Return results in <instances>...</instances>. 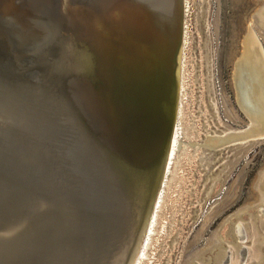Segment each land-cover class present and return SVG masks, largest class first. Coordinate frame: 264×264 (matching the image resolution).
Here are the masks:
<instances>
[{
  "label": "water",
  "instance_id": "95a60500",
  "mask_svg": "<svg viewBox=\"0 0 264 264\" xmlns=\"http://www.w3.org/2000/svg\"><path fill=\"white\" fill-rule=\"evenodd\" d=\"M50 1L53 38L26 33L17 54L23 39L2 25L20 28L39 3L0 0V264H134L171 150L183 0L168 30L146 0ZM139 20L169 41L157 48Z\"/></svg>",
  "mask_w": 264,
  "mask_h": 264
},
{
  "label": "rangeland",
  "instance_id": "374dc122",
  "mask_svg": "<svg viewBox=\"0 0 264 264\" xmlns=\"http://www.w3.org/2000/svg\"><path fill=\"white\" fill-rule=\"evenodd\" d=\"M186 5L184 137L145 264H206V255L218 244L223 249L219 264L227 250L230 264H240L243 246L248 250L243 264H264V216L259 212L264 209V141L252 142L249 149L239 143L250 140L205 147L208 139L243 132L254 120L238 102L234 76L250 28L264 46V0H186ZM209 153L216 154L211 169L199 160ZM236 226H244L245 244L235 237Z\"/></svg>",
  "mask_w": 264,
  "mask_h": 264
},
{
  "label": "bare ground",
  "instance_id": "6f19581e",
  "mask_svg": "<svg viewBox=\"0 0 264 264\" xmlns=\"http://www.w3.org/2000/svg\"><path fill=\"white\" fill-rule=\"evenodd\" d=\"M39 4H35L36 13H32L29 16L23 25L19 28L14 27L13 30L9 29L7 25H2L3 30L6 32L10 30L12 36L15 39L22 38L21 46L13 49L17 54H22L24 52V43L25 34H33L34 37L39 39V42H43L52 32H55L54 25L57 24L56 15L52 14V4L50 0H33ZM149 3L150 9L153 12V20L159 22L158 24L165 28V24L173 25L176 23V13L174 12V5L176 8V0H146ZM186 0H183V14L186 13ZM143 24V25H142ZM17 25V24H16ZM21 25V24H20ZM138 33L142 34V28H144V37L150 39V42L155 45L157 48L164 46L169 40H163L164 37L161 35H154L149 33L148 30H145V25L143 21H138L136 24ZM1 27V28H2ZM130 27V26H129ZM134 25H131L130 28H133ZM8 28V30L6 29ZM11 28V27H10ZM168 30L167 28H165ZM171 31V30H170ZM84 32V31H83ZM184 32H185V20L183 18V37H182V46L184 45ZM80 36H86L81 32H78ZM163 38L161 41L160 39ZM169 38V35H168ZM7 39H9L7 37ZM183 48L180 50V59L178 65V98H177V107H176V122L173 130V138L171 142V150L168 158V163L166 166L163 187L158 194L156 199L154 210L150 218V222L146 231V236L140 247L138 256L136 257L134 264H145L148 261V252L152 245L153 235H155L154 228L157 227L158 214L161 209L160 202H163L162 197H165V189L167 186V179L171 175L172 167L174 161L177 158L179 149L181 150L180 144L182 140H179L180 135L182 134L183 128H181L180 117L183 116L181 108V98L184 96V86L186 84V69L183 66L182 61ZM70 67V66H69ZM68 70V69H67ZM236 83V93L238 102L242 108H247L249 113L253 115L251 130L244 135H239L238 133H231L226 135L224 138L218 139H208L207 145L205 147L215 149L216 146H223V144H229L233 142H248L249 140L260 141L264 140V46L259 37V35L252 31L250 28V33L243 40V54L238 62L237 71L234 76ZM186 87V86H185ZM183 101V100H182ZM182 115V116H181ZM182 120V119H181ZM262 133V134H261ZM249 141V142H250ZM206 149V148H205ZM217 149V148H216ZM177 152V153H176ZM176 157V158H174ZM175 159V160H174ZM174 160V161H173ZM165 188V189H164ZM160 209L158 210V208ZM169 209V207H168ZM173 222V221H172ZM157 235V234H156ZM155 238V237H154ZM162 238V237H161Z\"/></svg>",
  "mask_w": 264,
  "mask_h": 264
}]
</instances>
